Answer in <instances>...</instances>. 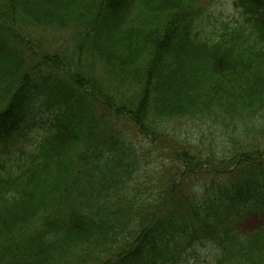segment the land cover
<instances>
[{"label":"trees","instance_id":"1","mask_svg":"<svg viewBox=\"0 0 264 264\" xmlns=\"http://www.w3.org/2000/svg\"><path fill=\"white\" fill-rule=\"evenodd\" d=\"M208 1L0 0V135L34 90L55 107L1 143L0 264H177L207 238L210 264H264V0L216 27Z\"/></svg>","mask_w":264,"mask_h":264},{"label":"rangeland","instance_id":"2","mask_svg":"<svg viewBox=\"0 0 264 264\" xmlns=\"http://www.w3.org/2000/svg\"><path fill=\"white\" fill-rule=\"evenodd\" d=\"M234 0H209L211 4L209 5V9L207 10V14L209 18L205 20L210 24L216 27L218 22H231V20L239 19V15L237 14V10L234 8L233 5ZM38 36L41 35L40 31H36ZM50 35V34H49ZM51 36V41L58 38V33ZM32 100L29 102L27 106V115L21 118L17 124L14 125L16 128L15 130L11 131L5 137L8 140L7 147L13 149L11 147L10 142L12 145L16 144V140L18 143H22L24 145H28L31 141L38 140L42 136V134L46 131L52 115H53V108L55 107H48L44 104L43 97L41 96L38 89L34 90V92L30 95ZM179 127L184 130H192L197 134L194 128L190 125L191 122H187L185 120L181 122H177ZM181 125V126H180ZM204 137L202 139L203 146L209 145V132H203ZM222 139L218 140L221 141ZM0 143V148H1ZM145 161L147 162V181L150 182L153 179L154 173L156 170L160 168L159 163L161 161V155L158 151H150V153L145 157ZM263 172V171H262ZM204 178L209 180V176H200V182L204 181ZM264 183L263 180H261ZM210 187L207 185V188ZM218 190L216 189H209L208 193H216ZM260 214H250L248 213L243 217V221L239 222V228L241 230H251L258 227L261 223L260 219L258 218ZM212 241V239H205L196 242H192L183 254L184 257H181L180 264H207L213 260V256L217 251V245Z\"/></svg>","mask_w":264,"mask_h":264}]
</instances>
